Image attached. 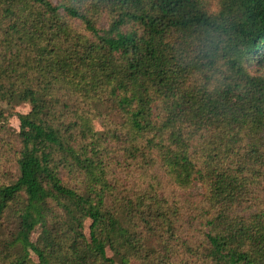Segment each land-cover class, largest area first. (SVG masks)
<instances>
[{"label":"trees","instance_id":"1","mask_svg":"<svg viewBox=\"0 0 264 264\" xmlns=\"http://www.w3.org/2000/svg\"><path fill=\"white\" fill-rule=\"evenodd\" d=\"M0 264H264V0H0Z\"/></svg>","mask_w":264,"mask_h":264},{"label":"rangeland","instance_id":"2","mask_svg":"<svg viewBox=\"0 0 264 264\" xmlns=\"http://www.w3.org/2000/svg\"><path fill=\"white\" fill-rule=\"evenodd\" d=\"M52 3H56L57 0H49ZM30 107L27 104H20L18 106L14 107V112L20 113V114H26L28 113ZM9 127L14 130L17 131L18 130V121L16 119V117H11L9 119ZM8 170H10L11 175H16V168L13 166L11 168H8ZM5 174H7V172H5ZM86 228H88V222L85 225Z\"/></svg>","mask_w":264,"mask_h":264}]
</instances>
